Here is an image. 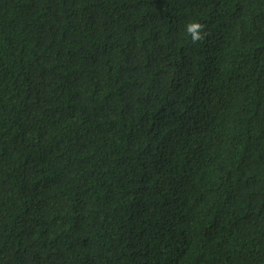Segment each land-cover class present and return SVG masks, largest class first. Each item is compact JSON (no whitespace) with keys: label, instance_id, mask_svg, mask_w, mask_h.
<instances>
[{"label":"trees","instance_id":"obj_1","mask_svg":"<svg viewBox=\"0 0 264 264\" xmlns=\"http://www.w3.org/2000/svg\"><path fill=\"white\" fill-rule=\"evenodd\" d=\"M0 264H264V0H0Z\"/></svg>","mask_w":264,"mask_h":264},{"label":"clouds","instance_id":"obj_2","mask_svg":"<svg viewBox=\"0 0 264 264\" xmlns=\"http://www.w3.org/2000/svg\"><path fill=\"white\" fill-rule=\"evenodd\" d=\"M206 26L196 19L190 20L185 24L184 34L186 38H190L193 44L201 43L207 36Z\"/></svg>","mask_w":264,"mask_h":264}]
</instances>
